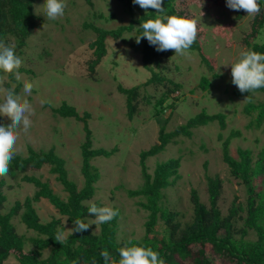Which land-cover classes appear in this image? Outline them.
<instances>
[{
	"label": "rangeland",
	"instance_id": "374dc122",
	"mask_svg": "<svg viewBox=\"0 0 264 264\" xmlns=\"http://www.w3.org/2000/svg\"><path fill=\"white\" fill-rule=\"evenodd\" d=\"M184 7L206 28L202 42L213 60L214 68L210 69L197 51H188L187 55L173 52L167 56L163 70L168 77L183 84L182 97L186 99L177 102L174 109L167 107L161 114L162 119L154 114L153 105L165 86L164 83L158 86L154 83L144 84L151 77V72L143 65L140 48L136 49L134 46L136 29L125 34L126 38L123 40L107 38L106 55L95 66V70L90 68V61L96 57L90 43L95 39L96 33L83 27V23L85 20L96 21L90 15L93 11L109 14L112 10L116 17L110 21L98 19V25L112 28L128 24L131 15L119 0H95L93 7L86 0H65L64 15L56 19L59 20L58 24H55L56 20H49L47 23L48 20L43 15L42 0H38L37 13L46 22L33 32L30 45L20 54L19 65L32 69L33 72L19 71L16 75L23 82L30 81L33 88L30 94H26L22 86L17 94L21 99L29 100L34 113L30 116L31 127L26 132L22 126L18 128V136L13 145L15 151L26 156L30 146L36 150L54 147L56 153L66 159L70 178L81 188L84 184L81 170V144L86 135L84 122L74 117L61 116L54 108L66 100L77 108L80 115L85 111L90 112L88 123L93 131V147L116 149L110 156L100 155L92 159V163L100 170L101 177L95 183L97 190L90 201L99 200L104 206L112 209L119 207L122 210L117 235L119 241L140 239L145 234L149 211L140 204L145 198L129 193L130 190L140 189L145 182L141 151L160 143L162 124L166 122L165 131H175L203 108L210 114L226 113V126L223 127L217 119L206 125L193 127L191 135H176L164 150L145 160L147 171L153 175L159 162L171 158L181 159L176 183L163 189V205L178 210V218L183 225L192 219L193 189L198 190L204 202H209L208 176H219L223 180L219 206L224 215L228 214L233 201L243 204L244 210L241 214L244 218L248 214L247 188L239 178L231 174L224 159L223 143L233 129H238L240 134L232 138L230 153L238 158L239 148L249 147L256 158L264 146V125L248 126L252 118L244 110L248 98L234 93V89L238 88L231 83V66L221 64L234 62L240 51L249 49L244 40L252 31L251 21L254 15L248 16L245 13L242 18L237 19L238 11L230 10L225 0H182L179 8ZM141 11L142 8H136L135 17H139ZM261 36L264 40V29ZM11 43L15 45L14 37L11 38ZM215 73L218 75L215 76ZM203 75L211 79L210 89L199 86ZM7 81L16 86L15 82L10 81L8 74L0 76V96L7 88ZM119 84L125 87L141 85V95L137 100L138 110L133 118L129 117L127 98L119 90ZM179 92H174L173 95H179ZM146 97L151 101H147ZM252 97L254 101H261L264 99V92H255ZM8 119L10 117L6 114L2 117L5 122ZM2 175L7 181L4 211H8L17 200L24 201L27 196H33L38 189L24 175H34L49 182L53 190L63 198L68 195L56 174L50 171L49 164H44L39 169L20 171L15 175L8 172ZM261 180V175L254 176L257 186L261 185ZM34 206L42 222L62 217L65 225L64 237L70 233L72 223L47 198L42 197L35 201ZM244 218H238V227L243 226ZM12 220L19 233L25 234L27 238L36 235L33 229L27 228L22 222L20 214L13 216ZM88 223H92L90 225L95 232L100 231L101 224L95 223L94 218H90ZM153 233L163 235V220H159ZM245 237L255 239L256 233L251 230ZM29 248L31 245L28 243L26 251ZM49 251L45 249L43 257ZM206 251L212 264H224L222 257L212 253L210 245ZM5 264H18V258L11 255ZM182 264L194 263L189 258Z\"/></svg>",
	"mask_w": 264,
	"mask_h": 264
},
{
	"label": "trees",
	"instance_id": "16d2710c",
	"mask_svg": "<svg viewBox=\"0 0 264 264\" xmlns=\"http://www.w3.org/2000/svg\"><path fill=\"white\" fill-rule=\"evenodd\" d=\"M37 1L0 0V41L11 43V38L14 37L16 42L14 48L19 54H23L30 45L33 32L46 22V19L37 13ZM119 1L131 15L128 24H121L112 28L98 25V19L110 21L116 17V13L112 10L109 14L103 11H93L90 15L96 21L85 20L83 23V27L92 29L96 33L95 39L90 43L94 47L96 55L90 61L92 71L95 70V66L107 53V38L123 40L126 38L124 37L125 34L131 33L135 29L137 35H139L141 33L139 28L141 21L159 15L154 9H148L149 12L147 13L142 9L141 15L135 17V9L140 7L134 5L132 0ZM86 2L91 7L95 4V0H86ZM181 3L182 0H163L162 6L165 8L167 15L178 14L194 19V16L190 15L186 7L179 8ZM259 3L261 5L260 11L254 14L251 21L252 31L247 34L244 41L249 49L264 53V40L262 36L260 37L264 29V0H259ZM245 13V10H239L237 19L242 18ZM47 20L48 23L49 19ZM194 21L197 25V38L189 51H197L202 61L210 69H213V60L208 55L204 42H202V38L206 34V28L199 24L196 19ZM58 23L59 20H56L55 24ZM134 46L136 49L140 48L143 65L151 72V77L144 84L154 83L158 86L164 83L165 89L153 105L154 114L162 119L161 114L167 107L174 109L179 102L186 99V97H182L183 84L168 77L163 70L166 66L164 64L166 57L174 50L156 51L144 38H141L140 42ZM19 71L33 72L32 69L21 65L13 66V68L7 70L0 69V76L8 74L10 81L16 83L14 87L16 94L20 92L23 86V81L16 75ZM217 75L218 73H215V76ZM5 84L8 87L10 82L7 81ZM199 86L203 89H210L212 81L207 75H203ZM140 89V84L131 87L119 84V90L127 98L130 118H133L138 110L137 100L141 95ZM177 91H180V94L174 96V92ZM191 91H194V89ZM255 92H264V88L257 89L253 93ZM234 93L239 97L245 96L248 98L244 105L245 112L252 117L248 126L261 127L264 125V99L254 101L253 93H241L238 89H234ZM146 99L149 102L151 101L149 97H146ZM54 111L61 116L74 117L84 122L86 135L84 142L81 144V170L84 176V184L79 188L78 183L70 178L66 167V159L58 155L54 147L48 150H36L30 146L26 156L15 151L14 158L10 161L8 173L15 175L20 171L26 172L30 168L39 169L44 164H49L50 171L56 174L57 179L64 185V189L68 191V195L63 198L53 190L49 182L42 181L41 178L34 175H24V178L34 182L38 189L33 196H27L24 201L17 200L8 211H4L5 202L7 201V194L5 193L7 181L0 174V264H5V261L11 255L18 258V264H73V261H76V264H104L103 257L100 255L102 250H107L111 254V264H118L120 259L119 249L129 244H139L153 248L159 252L164 264H182L189 258L192 259L194 264H212L211 259L207 256L206 248L208 245H210L214 255L222 257L224 264H264V146L261 147L256 158L253 150L249 147L239 148L238 158L234 157L230 153V142L235 135L240 134L238 129H233L230 136L223 143L224 159L230 167L231 174L239 178L247 188L248 214L245 218L241 214V211L244 210L243 204H237L235 201H233L228 214H223L219 206L223 180L219 176H208L209 202H204L198 190L193 189L191 194L193 203L192 219L183 225L178 218L180 212L163 205L165 197L163 189L176 183L179 177L178 168L181 159L171 158L159 162L153 175L147 171L145 160L149 156L164 150L176 135L180 133L191 135L193 127L206 125L217 119L223 127L226 126V113L210 114L206 108L192 116L186 124L179 125L175 131H165V122L160 129V143L153 145L150 149L141 151V164L145 182L140 189L130 190L129 193L132 196H144L145 200L140 201V204L149 211L145 222V234L142 238L130 239L129 241L118 240L117 235L122 210L115 207L116 215L111 221L101 223L99 232H95L90 225L85 231L72 234L70 232L66 237L63 236L61 240H57L58 231L64 233L65 230L62 217H54L51 221L42 222L34 202L45 197L59 210L62 216H67L68 221L71 223L77 218H82L84 222L88 223L90 218H94V214L87 212L88 206L92 203L97 206H104L99 200L90 201L97 190L95 183L101 177V172L92 163V159L100 155L110 156L116 149L108 150L104 147H93V131L88 123V118L91 116L90 112L85 111L83 115H80L77 108L66 100H63L60 106L54 108ZM0 120H2V117H0ZM257 175L262 177L260 186L254 183V176ZM17 214H20L22 222L27 228L33 229L36 235L27 238L25 234L19 233L12 220L13 216ZM238 218H244L241 227L237 225ZM160 219L163 220L164 233L158 236L153 232H155ZM251 230L256 233L255 239L245 237ZM28 243L31 248L26 251ZM45 249L50 251L47 256L43 257Z\"/></svg>",
	"mask_w": 264,
	"mask_h": 264
},
{
	"label": "clouds",
	"instance_id": "9594fccd",
	"mask_svg": "<svg viewBox=\"0 0 264 264\" xmlns=\"http://www.w3.org/2000/svg\"><path fill=\"white\" fill-rule=\"evenodd\" d=\"M43 15L49 20H56L64 15L65 0H42ZM134 5H138L149 12L154 9L159 15L154 18L142 20L139 28L141 33L135 36L136 43L141 38L147 40L150 46L156 51L174 50V54L187 55L191 45L197 38L196 22L186 16L178 14L167 15L163 5V0H132ZM226 6L230 10H245L248 16H253L260 11L259 0H225ZM21 63V56L15 50L12 43L0 41V69H10ZM221 65H230L231 83L235 85L241 93H253L257 89L264 88V53L251 49L240 51L238 58L234 62ZM33 84L25 80L23 91L30 94ZM34 109L27 98L21 99L14 91V85H9L2 96H0V117L5 114L10 117L6 122L0 120V174L9 170L10 161L14 158V142L18 136V128L22 126L23 131H27L32 124L30 116ZM87 212L94 214V221L97 224L111 221L116 215V211L108 206H97L92 203L88 206ZM73 226L69 229L71 234L85 231L90 224L84 219L77 218L72 221ZM64 236L63 231H58L57 240ZM104 264H111L112 256L107 250H102ZM118 264H164L159 252L151 247L139 244H129L119 249ZM76 264V261H73Z\"/></svg>",
	"mask_w": 264,
	"mask_h": 264
}]
</instances>
